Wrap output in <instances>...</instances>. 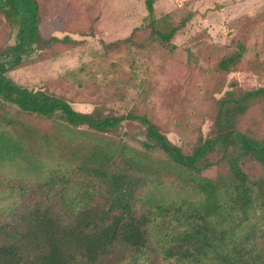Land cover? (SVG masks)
Here are the masks:
<instances>
[{"label": "trees", "instance_id": "1", "mask_svg": "<svg viewBox=\"0 0 264 264\" xmlns=\"http://www.w3.org/2000/svg\"><path fill=\"white\" fill-rule=\"evenodd\" d=\"M145 7L151 29L148 41L154 37L167 42L177 29L170 16L160 23L154 17L153 0H145ZM0 14L16 31L14 45L0 51V99L15 106L18 115L11 124L0 113V166L30 163L34 157L30 147L27 153L12 141L8 126H20L30 138L43 141L38 156L64 159L48 173L41 190L37 189L41 183L35 186L0 175V193L7 195L0 194V264H121L132 255L147 254H154L158 264H264V177L250 179L241 170L247 159L264 168V137L238 127L247 109L257 106L264 115V88L242 91L230 82L216 103L210 134L200 136L187 154L181 141L175 136L168 139L144 116L132 112L123 116L105 105L81 112L61 95L19 85L9 73L60 40L41 37L35 0H0ZM124 43L129 44L128 51L135 46L129 38ZM118 45L115 41L106 49ZM137 45L142 48L143 43ZM238 65L239 57L233 54L220 62L219 69L229 75ZM53 116L69 128L85 126L101 134L124 120L137 121L146 130L147 149L160 150L175 166L191 172L209 168L212 154L225 156L228 177L221 187L200 186L204 201L155 203L144 195L150 176L140 166L124 161L127 172L111 170L107 154L89 145H83L76 159L74 150L63 144L75 147L74 143L36 126L37 120ZM4 199L9 201L3 203Z\"/></svg>", "mask_w": 264, "mask_h": 264}, {"label": "rangeland", "instance_id": "2", "mask_svg": "<svg viewBox=\"0 0 264 264\" xmlns=\"http://www.w3.org/2000/svg\"><path fill=\"white\" fill-rule=\"evenodd\" d=\"M35 1L41 37L60 41L45 46L9 76L22 87L47 89L69 99L81 112L105 105L117 108L123 116L129 112L144 116L168 139L175 136L181 141L187 154L200 136L210 134L216 103L230 89V82L242 91L264 88V0H153L155 19L162 23V17L169 15L171 26L177 28L165 43L154 37L148 41L151 29L145 0ZM8 26L0 14V51L15 42L16 31ZM126 38L135 44L130 51ZM115 41L118 47L107 50ZM140 42L142 48L137 45ZM233 54L239 57V65L236 72L225 75L220 62ZM4 102L0 99V113L13 124L18 120L17 110ZM261 113L257 106L247 109L238 127L264 137ZM37 121V127L51 131L55 138L74 143L75 147L63 144L74 150L76 159L83 145H89L107 154L111 170L127 172L124 167L129 163L140 166L150 176L144 195L158 204L204 201L199 187H221L228 177L225 156L212 154L209 168L191 172L175 166L160 150L147 149L146 130L137 121L124 120L105 134L85 126L69 128L56 116ZM6 128L12 141L27 153L30 147L34 157L31 164L5 163L0 175L10 181L29 180L35 186L41 183L37 186L41 190L48 173L64 159L38 156L43 141L30 138L20 126ZM241 170L250 179L264 177V168L250 159L243 160ZM151 255H132L121 264H158V258Z\"/></svg>", "mask_w": 264, "mask_h": 264}, {"label": "water", "instance_id": "3", "mask_svg": "<svg viewBox=\"0 0 264 264\" xmlns=\"http://www.w3.org/2000/svg\"><path fill=\"white\" fill-rule=\"evenodd\" d=\"M220 8H222V5H220Z\"/></svg>", "mask_w": 264, "mask_h": 264}]
</instances>
